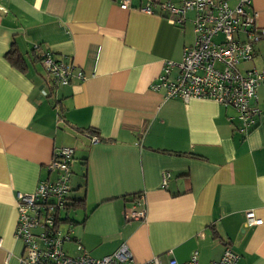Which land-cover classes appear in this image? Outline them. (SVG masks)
I'll list each match as a JSON object with an SVG mask.
<instances>
[{
    "label": "crops",
    "instance_id": "0c3cea01",
    "mask_svg": "<svg viewBox=\"0 0 264 264\" xmlns=\"http://www.w3.org/2000/svg\"><path fill=\"white\" fill-rule=\"evenodd\" d=\"M120 1L0 0V264L25 253L14 236L19 194L56 181L50 164L68 147V199L82 205L61 213V230L92 257L126 243L137 262H187L197 252L213 264L229 249L236 264H264V91L248 133L234 109L153 91L165 63L193 45L195 14L179 26L168 13L142 11L146 0L129 10ZM252 3L264 29V0ZM13 45L21 69L6 58ZM254 50L242 72L264 63V40ZM42 53L72 67L69 84L55 86ZM133 207L146 218L127 220ZM249 211L263 224L247 226Z\"/></svg>",
    "mask_w": 264,
    "mask_h": 264
},
{
    "label": "built area",
    "instance_id": "2783aa9c",
    "mask_svg": "<svg viewBox=\"0 0 264 264\" xmlns=\"http://www.w3.org/2000/svg\"><path fill=\"white\" fill-rule=\"evenodd\" d=\"M120 7L129 10L132 0H121ZM140 9L148 14H170L172 22L182 26L187 14L194 12L195 39L191 47L184 51L181 62L167 61L163 73L151 89L164 91L166 99L212 100L225 108L234 109L242 122L243 132L248 133L257 125V118L263 115L258 108L259 92L264 91V63L253 65L242 72L240 66L254 62V45L264 40V29L256 26V13L252 0H146ZM245 36L247 41H242ZM35 50H39L36 47ZM42 64L53 76L55 86L67 85L72 75V67L54 60L51 53H42ZM177 68L175 80L171 72ZM79 78H82L79 75ZM46 95L45 92H43ZM93 143L99 142L93 138ZM75 149L61 148L54 153L50 170L57 172L54 182L43 181L32 194H19L18 223L15 238L24 245L25 253L19 264H164L159 258L137 262L128 245L123 243L112 255L93 258L81 242L70 232L61 230V213L74 206L68 199L71 180V164ZM169 173L163 175L166 185ZM142 205V200L135 203ZM127 220L145 219L146 210L137 211L134 207L125 213ZM263 224L253 211L246 213V225ZM75 242L71 256L66 245ZM1 246V240H0ZM239 256L229 249L219 262L213 264H236ZM167 264H201L198 253L187 262L171 258Z\"/></svg>",
    "mask_w": 264,
    "mask_h": 264
},
{
    "label": "trees",
    "instance_id": "16d2710c",
    "mask_svg": "<svg viewBox=\"0 0 264 264\" xmlns=\"http://www.w3.org/2000/svg\"><path fill=\"white\" fill-rule=\"evenodd\" d=\"M6 58L13 63V65L19 69L23 68L22 66V57L18 51L16 45H13L11 50L6 54ZM94 134V132H93ZM96 136V135H95ZM99 138V137H98ZM100 141V138H99ZM82 203L76 202L74 207H80Z\"/></svg>",
    "mask_w": 264,
    "mask_h": 264
},
{
    "label": "rangeland",
    "instance_id": "374dc122",
    "mask_svg": "<svg viewBox=\"0 0 264 264\" xmlns=\"http://www.w3.org/2000/svg\"><path fill=\"white\" fill-rule=\"evenodd\" d=\"M76 163H79V161H77L76 160ZM67 248L69 249V254L71 255V256H73V254H74V251H72L71 249H73L74 247L73 246H70V245H68L67 246ZM94 258V257H93ZM96 258V257H95Z\"/></svg>",
    "mask_w": 264,
    "mask_h": 264
}]
</instances>
